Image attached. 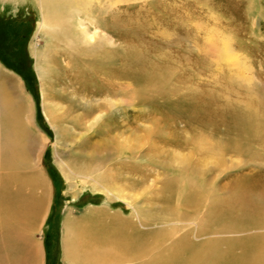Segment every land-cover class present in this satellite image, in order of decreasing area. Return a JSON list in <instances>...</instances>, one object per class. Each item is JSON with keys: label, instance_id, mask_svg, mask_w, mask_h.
Wrapping results in <instances>:
<instances>
[{"label": "rangeland", "instance_id": "rangeland-1", "mask_svg": "<svg viewBox=\"0 0 264 264\" xmlns=\"http://www.w3.org/2000/svg\"><path fill=\"white\" fill-rule=\"evenodd\" d=\"M41 19L37 0H0V69L21 81L24 95L29 98L30 94L35 104V133L26 141V157L47 183V203L33 231L35 243L43 249L45 264H69L65 259L63 222L69 216L81 217L92 209L105 208L126 218L133 217L138 230L143 232L171 227L174 222L167 216L170 214L167 206L172 204L163 200L162 189L173 175L150 161L167 159L173 168L171 173L176 174L179 163L172 160L171 154L192 155L195 160L192 139L200 144L205 138L212 144L206 168L218 195L232 194L241 176L250 182L259 177L264 179V0H113V62L103 65L113 68V112L104 117L110 122L106 129L113 127V154H101L95 166H102V170L112 164L116 169L125 166L121 171L126 175L132 146L139 150L138 156L146 159L132 160L144 169L145 175L141 172L133 174L132 180L128 179L132 174L126 175V179H113V193L94 190L95 182L85 183L81 176L67 178L62 169L61 160L72 162L78 172L87 169L90 163L79 151L98 140L99 134L93 133L103 117L91 130L73 123L71 117L82 109L75 111L72 107H83L85 102L73 100V87L65 83L64 74L70 62L62 49L63 41L54 40L49 46V35H37ZM35 50L48 51L49 62L41 66V73L35 68ZM225 50L230 51V58ZM50 57L55 58L54 65ZM151 68L155 69L158 83L146 76ZM42 83L51 112L72 111L58 126L65 132L63 141L57 142L56 127L44 112ZM155 85L160 88H154ZM1 100L0 139L10 129ZM233 112L250 119L235 123ZM155 126L159 129L157 136L164 138L176 130L182 145L159 142L156 136L152 149L143 135L144 129ZM44 136L49 138L45 144ZM2 160L0 150V169ZM30 168H10V171L25 174L34 171ZM121 183L131 198L119 196L115 185ZM256 193L252 192L254 199L259 198ZM132 200L138 204L142 219L132 216ZM191 218L190 213L184 221L177 217L173 221L177 220L180 226ZM243 228L236 232L211 229L209 234L200 236L197 227H192L187 229V235L196 244L206 237L246 239L257 234H261L260 241L264 242L263 226ZM235 249L240 251L236 245Z\"/></svg>", "mask_w": 264, "mask_h": 264}, {"label": "bare ground", "instance_id": "bare-ground-1", "mask_svg": "<svg viewBox=\"0 0 264 264\" xmlns=\"http://www.w3.org/2000/svg\"><path fill=\"white\" fill-rule=\"evenodd\" d=\"M37 1L42 12L37 35L40 33L49 35V46L54 40L63 41L65 47L63 46L62 49L69 56L70 62L68 72L66 74L65 71L64 74L65 83L73 87L71 91L73 100L85 102L84 105L82 104L83 107H72L75 111L82 109L76 117H71L73 123L79 128L91 130L103 117V121L98 122V128L96 127L93 133L99 134L98 140L90 142L88 148L79 151L90 163L86 166L87 169L82 173L81 170L78 172L71 161L69 163L61 160L62 169L67 178L81 176L85 183L95 182L92 184L94 190L113 193V179H126L128 178L126 175L132 174L128 178L132 180L135 177L133 174L141 172H143L141 175L144 174V169L132 162L134 157L146 160L143 155L138 156L139 150L135 151L136 147L132 146L128 157L131 165L126 175L123 172L125 166L116 169L112 164L103 170L102 166H95V161L101 158V154H113V127L106 129L110 122L108 123L104 118L113 112V68L104 67V64L113 62V0ZM225 54L231 57L230 51L227 50ZM33 55L36 60L35 68L41 73V66L49 62L48 51L35 50ZM50 59L54 65L55 58L50 57ZM135 62L139 63L137 60ZM150 70L146 74L148 80L154 78L153 80L157 81L155 69ZM8 73L0 69V99L6 107L5 116L10 126L0 139L3 158L0 169V264H45L43 249L40 244L35 243L33 231L47 203V183L40 171L34 170L35 166L29 165L26 157V141L35 133L33 128L35 104L30 94L29 98L24 95L21 81ZM160 86L155 85L154 88ZM42 94L46 117L56 127V140L63 141L66 137L65 132L58 126L70 117L68 111L71 110L64 114L51 112L47 106L48 95L45 93L44 83H42ZM233 113L231 116L235 123L239 121L243 123L246 119H250L236 112ZM262 122L263 126L264 122ZM155 127L144 129L143 135L147 142H151L152 149L155 148L153 140L159 133V129ZM42 138L44 144L49 140L45 136ZM157 138L159 142L176 147L182 145L176 130H172L167 138L162 135ZM200 141V144L195 143L194 139L190 141L193 144V153L197 156L195 160L192 155L171 154L172 160L179 163L176 174L171 173L173 168L167 159L150 161L154 166L173 175L165 181L162 189L163 200L167 205L172 204L171 207L167 206L170 213L167 216L169 215L170 221L174 222L171 223V227L151 232L139 231L133 217L126 218L105 208L92 209L81 217L68 214L69 217L63 222L66 261L69 264H264V242L260 241L261 234L250 235L246 239L206 237L207 239L199 244L189 239L187 229L192 227H197L200 236L209 234L211 229L236 232L241 226L243 228V226L261 225L264 228V179L259 177L250 182L241 176L242 178H238L235 183L232 194L227 197L218 195L214 191L215 183L210 181L209 171L206 168L213 147L205 138ZM226 147L228 146L224 148ZM22 167H31L30 169L34 171L25 174L10 171V168L13 170ZM226 185L230 186L229 183ZM115 186L119 196L124 199H128L127 196L132 197L125 193L126 189L122 183ZM38 190L41 192H37ZM253 191L257 192L258 199L253 198ZM135 204L136 202L132 200V216L142 219L139 206ZM190 213L192 218L186 224L178 226L176 224L178 221H173L175 217L184 221L185 216ZM201 214L203 215L199 217ZM183 221H179V224ZM175 225L177 226L174 227ZM223 244H227V248H223ZM235 245L240 251H236Z\"/></svg>", "mask_w": 264, "mask_h": 264}]
</instances>
